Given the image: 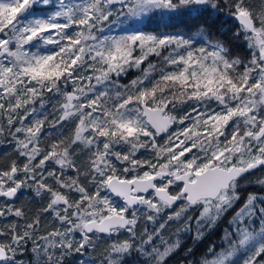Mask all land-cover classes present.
Masks as SVG:
<instances>
[{
  "label": "snow or ice",
  "instance_id": "6c2138e0",
  "mask_svg": "<svg viewBox=\"0 0 264 264\" xmlns=\"http://www.w3.org/2000/svg\"><path fill=\"white\" fill-rule=\"evenodd\" d=\"M208 15L227 16L246 57L202 23L145 30ZM130 69L140 75L121 84ZM5 134L0 264H67L88 249L90 264L133 252L168 264L184 234L203 241L241 200L224 246L198 260L188 248L186 264H264V0H0ZM24 189L46 202L16 206Z\"/></svg>",
  "mask_w": 264,
  "mask_h": 264
},
{
  "label": "trees",
  "instance_id": "16d2710c",
  "mask_svg": "<svg viewBox=\"0 0 264 264\" xmlns=\"http://www.w3.org/2000/svg\"><path fill=\"white\" fill-rule=\"evenodd\" d=\"M227 19L228 18L226 15L220 16V17L208 15V16L200 18V21L197 22L196 20H193V19L188 18V17H176L175 19H173L171 21H165L163 23H160L158 26L156 24H153L147 29L153 30L156 32L164 30L167 33L181 32V33L188 34L189 28L192 24L202 23V24L210 27V30H211L212 35L214 37L219 38L221 40H224L226 42H228V41L231 42L229 44V46L232 49L233 55H241V56L246 57L248 55V50H247L246 46L243 45L242 41H236V40L232 39L233 33L236 31V27H235V25L232 24L231 21H229L228 23H225L224 21ZM191 31L195 32L196 29L192 28ZM152 58H156V57L153 56ZM152 62H154V63L158 62V58L154 59ZM142 67H146V64L143 65ZM123 84H126V82H123ZM187 107L188 106L185 105V108H187ZM50 131L54 132V129H50ZM14 155H15V151L7 150L3 154L2 161L6 157H11ZM253 188H255V189H253ZM251 190L258 192L259 187L255 186V185H252V186L249 185L243 191L246 192V191H251ZM245 192H243V194ZM45 202L46 201L41 200L39 197H35L34 193L31 189H27V190L23 191V193L20 195V197L18 199L17 205L16 204L15 205L18 207L23 206V207H25L26 210H31L34 212L37 209H39L41 207V205ZM242 203H243V201L238 202L237 208H239L242 205ZM224 220L225 219H222L219 222V224L217 225V227L211 233H209L203 241H199L193 246L194 247L193 253H192V255L187 256V260H198L200 258V256L207 250L209 245L218 243V241L221 239L220 235H221V231H222V229H219V228L224 225V223H225ZM192 244L186 243L178 253H176L175 255H173L172 257L169 258L168 264H182V262H183V264H186L185 253H186V250L188 248H192ZM71 258H73V260L67 262V264H78L75 261V260H77V258H78V261L82 260V257L80 254H73V255L68 257V260Z\"/></svg>",
  "mask_w": 264,
  "mask_h": 264
},
{
  "label": "rangeland",
  "instance_id": "374dc122",
  "mask_svg": "<svg viewBox=\"0 0 264 264\" xmlns=\"http://www.w3.org/2000/svg\"><path fill=\"white\" fill-rule=\"evenodd\" d=\"M146 30V29H145ZM146 31H150V32H156V31H153V30H146ZM158 33H164V34H174V33H167L165 32L164 30L162 31H159ZM151 61H153L154 59H157V58H152L150 57L149 58ZM140 75V72L136 69H130L129 70V73L125 76H122L119 78V82L121 84H123V82H126L128 83L131 79H135L136 76ZM122 79V80H121ZM54 102V101H53ZM36 107L38 108L39 107V104L36 105ZM48 111L51 112V104H49L48 106ZM190 110V109H189ZM53 117L50 115L49 116V120H51ZM177 126H173V130H175ZM47 131H50V129H46ZM55 131V130H54ZM162 138H159L158 140H161L162 141ZM55 139V136H52V137H48L47 140L44 139V137L42 136V140H44V145L42 146H45L47 143H49L51 140H54ZM14 142L11 140V137L8 136L7 134L3 135V136H0V162H2V158H3V154L5 153V151L7 150H13L15 151L14 149ZM252 186V185H251ZM255 189V188H253ZM27 189H24L23 191H25ZM245 192V191H243ZM247 192H253L252 190L251 191H246L244 193V195L247 194ZM23 193V192H22ZM243 201V200H241ZM0 202H2V200H0ZM17 202H18V199L14 202L16 205H17ZM238 205V203H237ZM237 205L231 209L227 214L226 216L223 217V219H225V223L223 226H221L219 229H222L221 231V239L218 241V243H216L215 245L217 246V250H219L220 247L224 246L223 245V241H222V236H223V229L228 227V221L231 219V217L234 215L235 211L238 210L237 208ZM147 226L148 230L149 231H152L153 229V225L151 223H146L143 219L140 221V225L138 227V231L142 232L143 231V228ZM158 226V225H157ZM177 227V224L172 222L168 225V227L166 228L165 232H164V235H171L175 229ZM214 230V229H213ZM212 230V231H213ZM120 239H125L127 238V234L124 233L122 234L120 237ZM111 242V241H109ZM158 242V241H157ZM98 255H99V251H97L95 254L93 253V250L92 249H88L87 251L84 252V254L81 256L82 257V260L86 262V264H90V262L93 260V259H97L98 258ZM79 258V257H78ZM78 258L77 260H75L78 264H80V261H78ZM24 259L27 260L28 259V255L25 254L24 256ZM128 260V264H141V260L143 259L142 257H140L136 252H133L130 256H128L126 258ZM73 258L69 259L67 258V262L69 261H72Z\"/></svg>",
  "mask_w": 264,
  "mask_h": 264
},
{
  "label": "flooded vegetation",
  "instance_id": "af4514ba",
  "mask_svg": "<svg viewBox=\"0 0 264 264\" xmlns=\"http://www.w3.org/2000/svg\"><path fill=\"white\" fill-rule=\"evenodd\" d=\"M226 216V215H225ZM227 217V216H226ZM191 236H192V234H184L183 235V239H184V245L187 243V244H192L193 243V240H192V238H191ZM197 243V242H196ZM196 243H193L192 244V248H193V250H194V245L196 244ZM183 245V246H184Z\"/></svg>",
  "mask_w": 264,
  "mask_h": 264
}]
</instances>
